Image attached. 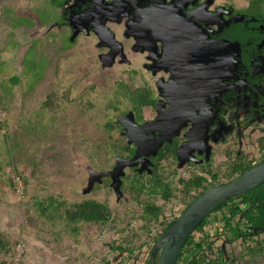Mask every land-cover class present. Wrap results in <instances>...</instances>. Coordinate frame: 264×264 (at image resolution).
I'll return each instance as SVG.
<instances>
[{"label":"rangeland","instance_id":"1","mask_svg":"<svg viewBox=\"0 0 264 264\" xmlns=\"http://www.w3.org/2000/svg\"><path fill=\"white\" fill-rule=\"evenodd\" d=\"M152 1H156L155 4ZM152 1L67 0L61 7L57 6L58 0L2 1L13 11L27 9L22 15L24 22L10 28L15 31L11 38L9 33L6 34L8 23L0 18V46L3 45L1 42L11 44V39L18 43L16 47H0L3 49L0 57L4 62V65H0L1 74L8 80L14 76L18 78V82L12 86V96L9 91H4L2 83L0 108L5 104L3 122L12 146H15L11 151L13 164L18 170H24V174L34 182L25 189L27 193L20 179L15 181L12 193L0 183V229L16 240L15 264H82L81 254L94 258L101 254L109 240L117 237L108 227L90 226L88 230L84 227L82 233L86 236L81 238L79 244L73 246L70 242H64L60 248L54 247L51 237L39 232L37 224L24 214L27 203L31 202L29 195H54L67 201L98 198L102 191L95 194L90 189L95 182H99V177L116 179V175L130 172L129 167L146 169L161 144L169 141L170 135L177 133V129L183 125L182 118H189L194 113V108L188 113L183 108V111L175 110L177 118L174 119L173 109L170 108L174 80H165L169 72L176 76V84L181 82L183 76H189L192 80L198 75L206 77L211 71L214 76L222 74L221 71H224V76L231 75L226 71L231 69L233 58L228 57L225 43L208 40L204 32L202 47L203 33L197 21L186 19L174 1L167 0L168 5H162L164 0ZM178 3L196 4L195 0H178ZM226 3L232 4L231 0H204V8L197 4L195 13L204 11V24L213 30L219 27L218 19H224L231 12V8L225 7ZM236 3L239 7L246 5L245 0H237ZM151 16L149 21L147 18L144 20V17ZM28 20L32 26L27 24ZM173 37H176L175 40ZM178 44L191 47H175ZM29 47L34 48L29 50ZM231 51L230 54L233 53ZM28 59L32 63L38 62L33 72L25 61ZM123 71L136 72L135 85L144 80L153 86L158 97V114L154 122L141 124L134 123L130 115L121 119L124 123L122 136H125L127 143L135 146L136 154L130 161H117L115 168L111 169L109 166H114L115 159L98 156L94 144L105 140L102 124L106 120L105 115L112 113L104 110L106 101L103 93ZM34 74L42 77L39 83L35 82ZM217 78L220 81L222 77ZM33 86L34 91L30 92L28 88ZM197 86L200 88L201 84ZM67 87L71 100L64 99ZM49 95H53L51 97L59 108L50 114L43 111L40 115V118L44 115L47 126L53 125V131L50 129L41 142L43 148H39L37 142L34 143V134H25L15 126L26 123L21 116L24 115L25 119L34 115ZM80 100L83 110L82 114L76 116L74 113ZM186 114L189 116L186 117ZM6 130L3 127L0 133ZM54 130L57 133L51 137ZM206 131L207 128L203 132L201 126H196L186 133V139L177 150V162H165L160 168L165 177L177 181L189 177L191 169L194 173H200V169L187 166L185 160L195 159L194 156L201 153L204 164L212 160V172L222 167L225 146L221 138L226 132L221 134L215 130L213 133L216 135L211 137L213 133ZM1 134L0 156L5 151ZM113 137L116 139L120 135L114 132ZM30 146L40 149L36 150L38 160L35 167L27 166L29 158L28 161L26 158L29 156H26V152ZM104 160L107 163L103 165ZM30 170H33L31 176ZM111 187L114 188L113 184ZM113 191L116 211L119 214L131 212L133 203L129 202L126 206L118 204L119 194L116 189ZM156 204L167 213L168 220L178 217L182 208V202L175 200L165 204L158 200ZM211 227L212 224L209 229ZM43 238L46 240L43 241ZM19 244L22 252L17 262L16 246ZM254 264H264V258Z\"/></svg>","mask_w":264,"mask_h":264},{"label":"trees","instance_id":"2","mask_svg":"<svg viewBox=\"0 0 264 264\" xmlns=\"http://www.w3.org/2000/svg\"><path fill=\"white\" fill-rule=\"evenodd\" d=\"M2 1L4 0H0V18H4L8 23L9 28L6 34L9 33L11 38L15 31L10 28H16L18 24L24 22L25 17L22 15L27 12V9L13 11L12 8L3 5ZM66 1L58 0L57 6H63ZM236 1L231 0L232 4H225L226 8H231V12L224 18L225 22L220 25V28L214 29L215 32L209 34L215 41L236 45L237 61L248 68L256 54L262 56L264 60V0H245L246 5L240 7ZM27 24L32 23L28 20ZM1 43L3 45L0 47L18 45L12 39L11 44ZM32 48L34 47H29V50ZM2 52L3 49H0V55ZM25 61L27 66H30V71L37 69L38 62L32 63L29 59ZM2 63L4 65L0 57V65ZM135 76L134 71L120 72L118 78L112 85L106 87L107 91L103 93L106 101L104 110L112 111V113L105 115L106 120L102 124L105 140L95 142L94 147L98 156L102 155L108 160L115 159L114 166H109L111 169L115 168L117 161H130L136 154L135 146L127 143L125 136H122L124 123L121 119L130 115L134 123L141 124L154 122L157 118L158 97L155 89L144 80L135 85ZM5 79L6 77L1 74L0 89L3 83L4 91H9L12 96L11 89L18 82V78L14 76L9 80L6 79L7 88L4 87ZM40 80L42 77L36 76L35 82L39 83ZM34 89V86L28 88L30 92ZM67 90L64 99L71 100L69 87ZM51 96L53 95H49L43 101L34 115L25 119L24 115L21 116L26 123L15 126V129L22 130L25 134H34V143L37 142L39 148H43L41 142L48 136L53 126L52 124L47 126L44 115L42 118L40 115L43 111L50 114L59 108ZM77 104V110L73 105L76 110L74 114L79 116L83 110L81 100ZM1 108L5 109V104L1 105ZM3 127L6 130L5 121L0 123V132ZM114 132H117L120 137L114 139ZM55 133H57L56 130L50 136L53 137ZM1 137L5 151L0 156V183L5 185V190L8 189L12 193L15 181L20 179L26 192L25 189L27 190V187L32 186L34 182L24 174V170H18L13 164L11 151L15 146H12L7 130L1 134ZM259 141L258 148L263 151L262 158H254L246 163L240 158L234 160L227 167L228 178L220 169L216 172L210 170L211 160L204 164V170L200 169L201 172L204 171V177L194 173L190 167L192 174L187 178H179L177 181L165 177L160 168L165 162L175 160L181 143L180 139L176 141V144L172 141L163 142L155 155L150 158L151 164L146 169L129 167L130 172H122L116 175V179L99 177V182H95L90 189L95 194L102 191V195L98 198L67 201L65 198L54 195L40 197L29 195L31 202L27 203L24 214L35 225L37 224L39 232L49 235L51 242L55 243L54 247L58 248L64 245V242H70L73 246L79 244L81 238L86 236L82 233L84 227H87V230L90 226L108 227L113 235H117L116 238L109 240L101 254L95 256L99 258L81 254L82 264H146L155 239L175 218L174 216L168 220L167 213L156 204V201L161 200L164 204L170 200L182 202L180 215L184 208L206 189L230 182L264 161V143ZM36 150L40 151L30 146L26 152V156H29L26 158L27 161L29 158L28 167L36 166V159L38 160ZM106 163L107 161L104 160L103 165ZM31 172L33 170H30V176ZM4 189L1 188L5 191ZM113 189H116L119 194L118 204L126 206L129 202L133 203L134 208L131 212L119 214L116 211L113 204L115 195ZM211 224L212 227L209 229ZM45 240L43 238V241ZM15 244L16 240L13 236L0 229V264H15ZM145 251L147 253H144ZM263 258L264 184L247 193L229 198L214 209L185 240L175 264H254L258 259Z\"/></svg>","mask_w":264,"mask_h":264},{"label":"flooded vegetation","instance_id":"3","mask_svg":"<svg viewBox=\"0 0 264 264\" xmlns=\"http://www.w3.org/2000/svg\"><path fill=\"white\" fill-rule=\"evenodd\" d=\"M137 1L141 3V0ZM166 1H162V5H168ZM171 1H174L176 8L179 6L186 19L197 21L200 31L203 33L202 47H204V32L208 40L222 43L213 40L209 33L212 34L215 30H218L225 20L218 19L217 25L219 27L214 28L215 30H209L208 25L204 24V11H201V14L195 13L198 7L197 4L204 8V0H195L196 4L194 6L188 3L179 4L178 0ZM154 2L156 1H152L153 4H155ZM146 18L149 21L152 16L150 18L144 17V20ZM175 38L173 37V40ZM223 43L227 46L228 57L232 56L233 58L231 69L229 68L226 71V73L231 72V75L224 76V71H221L222 74L214 76L211 71L206 77L198 75L192 80L189 76H183L181 82L176 84L174 79L176 76L169 72L166 79H164L170 80L171 78V80H174L170 93V108L173 109L174 119L177 118L176 113H174L175 110L180 109L183 111L185 109V112L188 113L189 110L194 108V113L189 118H182L183 125L177 129V133L170 135L169 141L166 142L172 141L176 144L179 139L182 142L186 139H184L186 133L196 126H201L203 132L204 128H207L206 132L213 133L215 130H219L221 134L226 132L221 138L225 149L222 151L223 160L220 170L224 171V175L227 177V167L234 160L240 158L246 163L263 156V151L259 150L258 144L259 140L264 143V60L262 56L256 54L251 65L247 68L237 61V46ZM175 47H191V45L178 44ZM231 50H233L232 54H230ZM218 76L222 77L220 81L216 80ZM199 83L201 84L200 88L197 86ZM203 83L204 90H202ZM188 116L186 114V117ZM215 135L216 133H213L211 137ZM208 140L209 138L206 141L208 142ZM194 157L195 159L185 160V164L204 170L203 153L196 154ZM175 161L177 162V156ZM199 175L204 177V171L200 172Z\"/></svg>","mask_w":264,"mask_h":264},{"label":"water","instance_id":"4","mask_svg":"<svg viewBox=\"0 0 264 264\" xmlns=\"http://www.w3.org/2000/svg\"><path fill=\"white\" fill-rule=\"evenodd\" d=\"M264 184V161L225 184L206 189L174 218L153 244L146 264H175L185 240L214 209L229 198ZM160 252L156 260V254Z\"/></svg>","mask_w":264,"mask_h":264},{"label":"built area","instance_id":"5","mask_svg":"<svg viewBox=\"0 0 264 264\" xmlns=\"http://www.w3.org/2000/svg\"><path fill=\"white\" fill-rule=\"evenodd\" d=\"M3 119H4V113H3L2 109L0 108V123L3 122ZM16 182H18V181H16ZM20 193H21V190H20ZM16 252H17L16 261L18 262L19 256H20V254L22 252V247H21L20 244L16 246Z\"/></svg>","mask_w":264,"mask_h":264},{"label":"bare ground","instance_id":"6","mask_svg":"<svg viewBox=\"0 0 264 264\" xmlns=\"http://www.w3.org/2000/svg\"><path fill=\"white\" fill-rule=\"evenodd\" d=\"M159 255H160V252H158L157 254H156V260L158 259V257H159Z\"/></svg>","mask_w":264,"mask_h":264}]
</instances>
